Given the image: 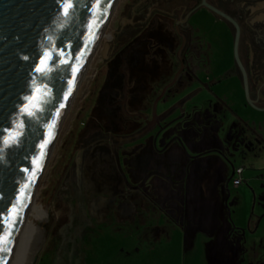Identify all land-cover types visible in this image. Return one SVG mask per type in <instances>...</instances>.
<instances>
[{"label":"rangeland","instance_id":"374dc122","mask_svg":"<svg viewBox=\"0 0 264 264\" xmlns=\"http://www.w3.org/2000/svg\"><path fill=\"white\" fill-rule=\"evenodd\" d=\"M140 1L117 0L104 34L114 31L117 35L122 18ZM187 1L171 0L169 5V1L165 0L158 6L169 10ZM208 1L213 3L217 0ZM227 1L230 9H235L239 0ZM226 37L231 46L230 49L226 48L227 53L231 60H235V36L231 33ZM107 42L108 36H103L90 59L63 121L55 149L22 219L20 233L10 254L16 264H264V143L259 151L256 150L258 156L255 157L240 159L235 156L229 161L219 151L206 159L210 167L203 171L198 162V185L194 184V188L191 186L189 190L185 182L178 181L176 185L170 184L171 187L166 188L165 193V183L161 179L168 176L164 173L155 178L157 181L150 178L145 181L146 177L136 185L135 182L145 174L138 172L132 180L128 173L133 168L122 165L128 178L131 177L130 185L122 183L118 186L120 179L114 174L107 181H117L115 184L119 190L106 187L99 192L91 191L90 198H94L90 207L101 213L99 215L90 209L88 199L78 201L77 198H69L68 204L72 205L74 199L78 202V212L69 220L70 209L62 202L61 195L63 189L69 187V180L77 179L75 169L82 154L79 151L81 145H77V137L81 134V122L86 120L87 109L95 100L98 87L107 72L104 64ZM178 45L179 39H176L174 54ZM238 118L254 134L246 116L239 115ZM204 138L193 136L188 142L198 147ZM210 139L211 136H208L206 141ZM232 162L245 170L243 174L236 173V177L243 180L241 189L233 184L235 177L230 181V189L226 183L223 190L218 192L206 187L205 183L210 182L212 175L217 177L216 168L224 167L230 175ZM144 165L151 168L160 164L156 160L154 162L153 156H148L144 159ZM93 183L95 181L91 180V185ZM244 186L245 192L242 190ZM196 187L204 190L203 193L212 202L219 200L218 208L211 209L212 213L215 212L214 218L218 219L221 215L218 222L214 223V229L199 213L208 207L199 210L192 207L191 202L201 196L195 191ZM119 205L129 207L131 217L118 215L121 209ZM68 221L69 227L65 226ZM225 229L227 234L223 232Z\"/></svg>","mask_w":264,"mask_h":264},{"label":"water","instance_id":"95a60500","mask_svg":"<svg viewBox=\"0 0 264 264\" xmlns=\"http://www.w3.org/2000/svg\"><path fill=\"white\" fill-rule=\"evenodd\" d=\"M116 3L0 0V238H8L10 251L90 59L103 36H108L106 48L117 36L114 31L104 34ZM201 6L234 26L235 61L243 75L247 101L264 111L249 96L248 72L239 53V21L208 0H202ZM182 37L179 58L186 43ZM179 73L155 100L151 126L179 107L178 103L157 114L158 101ZM10 251L0 253V264H7Z\"/></svg>","mask_w":264,"mask_h":264},{"label":"flooded vegetation","instance_id":"af4514ba","mask_svg":"<svg viewBox=\"0 0 264 264\" xmlns=\"http://www.w3.org/2000/svg\"><path fill=\"white\" fill-rule=\"evenodd\" d=\"M164 1L141 0L139 4H135L129 10V16L127 14L122 18L114 42L105 50L104 64L107 72L98 87L95 100L87 109L86 120L81 122V134L77 137V145H81L79 151L82 152L75 169L77 179L69 180V187L64 188L61 195L63 199L61 201L70 209L69 220L78 212L77 199L78 201L88 199L90 207L94 198L93 196L90 198L91 191L99 192L106 187L119 190L118 186L122 183L130 185L131 177L128 178L124 165L133 168L128 173L132 180L137 177L138 172L145 174L135 182L136 185L146 177L145 181H148V178L157 181L155 178L163 173L158 142L160 135L165 131H162L163 127L169 123L167 121L169 116L150 125L154 119L155 100L180 71L176 82L158 101L157 114H162L178 103L181 108V99L170 103L164 109L162 102L176 90L186 87L189 80L194 78L189 58L201 50L197 43L192 44L189 23L194 10L192 9L194 0L169 10L158 6ZM168 1L171 5V0ZM178 21L180 22L177 29ZM182 35H185L186 43L182 50V58H179L178 51L183 43ZM176 39H179V45L174 54L173 46ZM138 49H141L140 54ZM200 81L205 84L203 80ZM148 156L149 158L153 156L154 162L156 160L160 165L149 168L147 164L146 167L144 159ZM72 163L73 161L68 167L69 171ZM68 168L66 173L69 172ZM234 173L235 168L230 181L234 178ZM114 174L120 179L118 186L115 184L117 181H107ZM90 179L95 181V184L91 185ZM163 190L166 193L165 188ZM69 198L77 199H74L71 205L68 204ZM120 207L118 215H124V218L131 217L129 207L123 205ZM90 209L97 213L95 208ZM69 225L68 221L65 226Z\"/></svg>","mask_w":264,"mask_h":264},{"label":"crops","instance_id":"0c3cea01","mask_svg":"<svg viewBox=\"0 0 264 264\" xmlns=\"http://www.w3.org/2000/svg\"><path fill=\"white\" fill-rule=\"evenodd\" d=\"M223 1L228 4L229 10L241 26L239 53L248 72L250 99L258 107L264 108V0H239L241 3L238 1L235 9H230L227 0ZM210 11L203 6L198 7L190 16V20L194 21L189 20L192 44L197 43L201 49L189 58L194 78L189 80L186 87L176 90L162 102L164 109L174 101H182V111L179 107L172 110L167 121L173 122L163 131L158 142L161 149V171L168 176L161 179L165 183V190L171 187L170 184L176 185L178 181L185 182L188 190L191 186L194 188V184L198 185V162L201 163L202 171L205 170L210 167L206 164V159L219 151L229 161L235 156L240 159L246 156L255 157L258 156L256 150L259 151L264 143V111L256 110L248 103L242 72L226 50L231 48L226 35L232 33L235 36V28L230 22ZM223 32L225 37L222 36ZM259 85L262 86L258 88ZM239 115L246 116L254 134L246 129L243 120L238 118ZM197 135L205 137L198 147L188 142L193 136L198 137ZM208 136H211L209 142L206 141ZM262 155L264 156V151ZM231 165L230 171L239 168L233 162ZM243 173L245 170L241 174ZM215 174L217 177L212 175L210 182L205 183L206 187L218 192L223 190L226 183V187L230 189L231 174L229 175L227 169L216 168ZM234 177L238 178L236 173ZM241 185L235 187L241 189ZM245 188H242L244 192ZM195 191L201 196L191 202L192 207L198 210L208 207L199 213L213 227L221 215L218 219L216 216L214 218L215 212L212 213L211 209L218 208L219 200L212 202L200 187H196ZM261 223L260 220L259 225ZM226 230H223L225 234Z\"/></svg>","mask_w":264,"mask_h":264},{"label":"trees","instance_id":"16d2710c","mask_svg":"<svg viewBox=\"0 0 264 264\" xmlns=\"http://www.w3.org/2000/svg\"><path fill=\"white\" fill-rule=\"evenodd\" d=\"M202 0H194V5L192 7V9H196L200 6ZM213 4H215L216 6H218L219 8H221L222 10L226 11L227 13H229L230 15H232L234 18L235 16L233 15V13L229 10L228 4L226 2H224L223 0H218L213 2Z\"/></svg>","mask_w":264,"mask_h":264},{"label":"snow or ice","instance_id":"6c2138e0","mask_svg":"<svg viewBox=\"0 0 264 264\" xmlns=\"http://www.w3.org/2000/svg\"><path fill=\"white\" fill-rule=\"evenodd\" d=\"M67 11V9H66ZM7 244H8V238L4 237V238H0V253H4L7 251H10V249L7 248ZM3 258L0 257V260H2Z\"/></svg>","mask_w":264,"mask_h":264},{"label":"bare ground","instance_id":"6f19581e","mask_svg":"<svg viewBox=\"0 0 264 264\" xmlns=\"http://www.w3.org/2000/svg\"><path fill=\"white\" fill-rule=\"evenodd\" d=\"M21 225H22V222H21ZM21 225H20V228H21ZM20 228H19V230H18L17 237H18V235H19V233H20ZM17 237H16L15 240H14V244H15V242H16V240H17ZM14 244H13V247H14ZM13 247H12V249H13ZM12 249H11V251H10V254H11V252H12ZM10 254H9V257H8V262H7V264H16V261H15L14 257H12V255H10Z\"/></svg>","mask_w":264,"mask_h":264},{"label":"built area","instance_id":"2783aa9c","mask_svg":"<svg viewBox=\"0 0 264 264\" xmlns=\"http://www.w3.org/2000/svg\"><path fill=\"white\" fill-rule=\"evenodd\" d=\"M242 172H243V168H237V169H235V173L241 174ZM242 182H243V180L241 178H239V177L234 179V184L235 185L242 184Z\"/></svg>","mask_w":264,"mask_h":264}]
</instances>
